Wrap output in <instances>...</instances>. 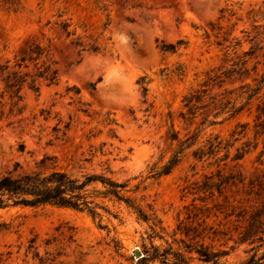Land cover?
<instances>
[{
  "label": "rangeland",
  "instance_id": "374dc122",
  "mask_svg": "<svg viewBox=\"0 0 264 264\" xmlns=\"http://www.w3.org/2000/svg\"><path fill=\"white\" fill-rule=\"evenodd\" d=\"M61 21L73 36L58 39ZM41 35L56 45L58 80L38 81L37 92L24 87L21 113L11 110L7 95L0 97V178L52 171L77 179L102 175L136 189L127 196L150 221L116 201L98 200L110 211H99L101 218L49 205L10 206L0 209V264H39L38 258L50 264H170L176 253L190 264H212L189 252L201 244L226 252L215 264L252 257L264 263V241L237 243L240 212L252 204L247 187L218 193L210 186L218 183V169L241 175L245 184L264 172V132L255 128L264 97V0H0V65H12L24 43ZM162 45L177 48L163 52ZM258 86L259 93L231 116V107L246 102L237 99L240 88ZM203 90L189 113L184 98ZM218 101L224 107L214 116ZM213 136L230 144L228 159L216 161L222 150L196 160L195 151ZM237 149L244 154L231 161ZM180 150L169 174L152 176V168ZM202 221L216 234L192 239L193 231L189 237L180 232L185 227L197 234ZM152 245L160 256L145 261Z\"/></svg>",
  "mask_w": 264,
  "mask_h": 264
},
{
  "label": "trees",
  "instance_id": "16d2710c",
  "mask_svg": "<svg viewBox=\"0 0 264 264\" xmlns=\"http://www.w3.org/2000/svg\"><path fill=\"white\" fill-rule=\"evenodd\" d=\"M58 26V39L61 36L68 38L73 36L74 33L69 31L70 24L67 21H61L57 23ZM44 40L47 42L46 46H43ZM178 45L181 42L177 43ZM176 45H162L161 50L163 52L174 53L176 51ZM56 49V45L52 43V39H45L44 35H41L40 39L27 40L20 53L14 57V63L10 65L9 61L0 65V83H3V91L0 97L7 95L11 103V110L15 109L17 113H21L22 107L18 108L22 102L21 91L24 87L37 92L38 81L42 80L47 82L48 85L54 84L58 80V69L55 68L56 62L53 60L52 51ZM96 52V48L90 49ZM244 64V63H243ZM32 66V71H29ZM210 81L218 79V76L208 78ZM138 84L140 85V91L142 95H146L147 87L144 79H140ZM241 91L237 96V99H245V104L239 108L231 107L228 112L231 116L240 112L244 106H246L260 91V86L255 89L249 90V88L241 87ZM76 93L78 89L73 88ZM207 90L194 91L192 94L184 98L185 107L189 111H193L195 105L198 104L202 98L201 94L206 93ZM214 105V110H217L214 116L218 115L224 107L220 101ZM258 115L255 128L258 130L256 134H262L264 132V97L261 99L260 104L257 107ZM170 139L173 141L177 138L175 132L171 131ZM193 140V139H191ZM222 140L219 136H213L206 142V147L198 148L194 153V158L198 161H202L204 157L206 160L210 157L216 158L219 153L224 150V155L221 158H216L218 163L228 159L230 154V144H222ZM194 141L187 145V148L193 146ZM181 150L174 153L167 163L159 169L152 168V176H160L169 174L172 169L177 166L180 161L179 155ZM244 152H239L233 156L231 161H237L242 158ZM219 166V165H218ZM226 167V164L223 165ZM223 168V169H224ZM222 169L217 170L216 177L218 183L210 186H215L217 192L221 193L227 186L247 187L246 195L248 197L247 202H252L248 208H244L240 212L241 220L240 226L236 228L238 244L253 245L256 242L264 241V172L261 175H256L245 184V178L241 175L224 176ZM213 178V175L206 177L209 181ZM130 192H136L128 190L126 183H118L110 178L102 175H85L81 179L73 178L64 171H52L49 173H32L18 178L2 177L0 178V209H4L10 206H22V207H40V206H55L59 208H68L79 212H85L92 218H101L103 213L110 214L106 205L98 202L101 201H116L122 202L127 207L132 209L136 215L143 221H150L149 216L138 206L135 205V199L127 196ZM252 198V200H249ZM228 215L225 216L227 218ZM152 226H155L152 222ZM198 226H203L201 231L196 234L197 229L190 230L189 228L180 229V232L189 237L190 232L193 231V238L201 236L204 238L209 234H216L212 232V228H208L205 225V221H202ZM152 234L156 236V232L152 229ZM179 230V227H178ZM196 234V235H195ZM225 235L224 233H221ZM191 239V240H192ZM35 239L32 240L34 243ZM184 243L183 240L180 241ZM199 249L189 248V252L194 251L199 260L203 263L215 264V261L219 257L226 255L225 251L212 253L207 247L200 245ZM152 250V253H151ZM38 256V255H37ZM158 254V249L151 246L150 250L146 249L142 259L145 261L153 260ZM165 256V255H164ZM174 262L170 264H190L189 260L180 253L173 254ZM39 264H50L52 262L48 258H38ZM164 263V262H163ZM239 264H261L258 263L253 257L248 261ZM264 264V263H262Z\"/></svg>",
  "mask_w": 264,
  "mask_h": 264
},
{
  "label": "bare ground",
  "instance_id": "6f19581e",
  "mask_svg": "<svg viewBox=\"0 0 264 264\" xmlns=\"http://www.w3.org/2000/svg\"><path fill=\"white\" fill-rule=\"evenodd\" d=\"M115 70H116V69H115ZM113 71H114V70H113ZM113 73H114V72H113ZM115 74H117L116 71H115ZM115 74H114V75H115ZM112 75H113V74H112ZM114 75H113V76H114ZM110 76H111V75H110ZM113 76H112V77H113ZM116 76H117V75H116ZM121 78H122V77H121ZM124 80H125V79H124ZM122 81H123V80H122Z\"/></svg>",
  "mask_w": 264,
  "mask_h": 264
},
{
  "label": "water",
  "instance_id": "95a60500",
  "mask_svg": "<svg viewBox=\"0 0 264 264\" xmlns=\"http://www.w3.org/2000/svg\"><path fill=\"white\" fill-rule=\"evenodd\" d=\"M139 257V253L136 254Z\"/></svg>",
  "mask_w": 264,
  "mask_h": 264
}]
</instances>
